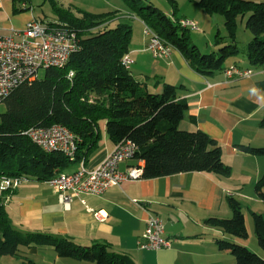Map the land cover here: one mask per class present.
I'll use <instances>...</instances> for the list:
<instances>
[{"label":"trees","instance_id":"obj_1","mask_svg":"<svg viewBox=\"0 0 264 264\" xmlns=\"http://www.w3.org/2000/svg\"><path fill=\"white\" fill-rule=\"evenodd\" d=\"M125 1L135 18L160 40L177 49L199 73L220 69L224 60L235 54L244 55L252 66L264 63V0H190L208 13L223 15L227 34L224 37L216 34L215 44L223 38L227 43L217 52L209 53H201L198 46L190 42L189 28L179 22L187 17H179L176 12L168 15L153 4L142 5L141 0ZM50 2L57 19L39 20L49 27L75 31L79 43L64 66L45 68L42 77L16 86L3 100L0 177L46 181L64 172L71 163L82 161L84 164L88 153L100 140L98 125L102 121L114 144L123 140L134 143L136 151L131 159L136 161L133 165L143 162L142 178L181 172L231 175V168L222 161V149L217 141L201 130L178 128L188 106L177 98L175 86L164 83L162 92H150L145 82L147 77L144 81L136 80L129 68L131 64L128 68L124 65L123 57L129 55L133 30L130 22L117 11H73L70 7L57 6L55 0ZM30 5V0H22V7L16 6L15 10L28 9ZM245 14H248L245 27L252 38L240 48L236 41V19ZM143 34L147 37L148 49L149 36L144 28ZM261 123L264 125V116ZM53 124L65 126L74 134L77 150L72 160L62 152L42 150L26 134L30 128ZM239 147L250 154L264 156V146ZM254 191L264 203V170L255 182ZM227 203L232 212L230 218L210 217L205 223L231 236L246 238L248 233L240 202L229 196ZM250 213L258 246L264 250V212ZM216 244L219 250L229 251L234 256V264H264L263 257L236 242L216 239ZM18 245H48L60 257L94 264H134L128 254L115 251L105 243L83 246L65 236L21 232L11 225L5 203L0 198V254H14Z\"/></svg>","mask_w":264,"mask_h":264},{"label":"crops","instance_id":"obj_2","mask_svg":"<svg viewBox=\"0 0 264 264\" xmlns=\"http://www.w3.org/2000/svg\"><path fill=\"white\" fill-rule=\"evenodd\" d=\"M21 2L0 0V35L23 30L32 17L40 19L32 4L31 8L16 11V6L22 7ZM132 20L136 21L128 51L132 75L138 81L147 77L145 82L150 92H162L164 83L175 86L177 98L188 106L178 128L184 131L198 129L217 141L222 149V161L231 168V175L181 172L127 180L101 194L73 197L68 207L45 181L30 179L22 182L5 204L10 223L21 232L65 236L83 246L105 243L115 251L128 254L134 264L214 263L210 259L211 253L217 252L216 239L236 243L241 240L208 225L206 219L230 218L229 196L250 212L262 210L258 205L262 201L256 196L254 185L264 170V156L250 154L239 146H264V125L261 123L264 116V63L252 66L244 55L235 54L230 55L232 59L223 63L220 69L202 74L194 70L177 49H173L168 57L155 58L146 48L147 37L143 34L141 21L135 17ZM207 22L210 32L217 25L219 33L216 34H220V20ZM210 32L206 37L212 41ZM244 34L243 39H238L236 34L240 48H244L252 36L245 30ZM202 35L205 36V32ZM238 57L242 59L237 61ZM231 64L249 68L251 73L227 78L223 70ZM98 126L100 140L83 160L89 168L98 165L115 145L106 134L105 122ZM78 163H71L65 171L78 168ZM135 163L133 159L124 160L118 169L125 171ZM137 163L143 164L142 161ZM150 215L163 220V237L169 240V247L159 250L138 247L137 242ZM0 264L94 263L60 257L48 245H18L14 254H0Z\"/></svg>","mask_w":264,"mask_h":264},{"label":"built area","instance_id":"obj_3","mask_svg":"<svg viewBox=\"0 0 264 264\" xmlns=\"http://www.w3.org/2000/svg\"><path fill=\"white\" fill-rule=\"evenodd\" d=\"M179 22L184 27L199 30L193 20L182 18ZM144 32L149 36L147 47L155 58H165L171 54L173 48L170 44L160 40L148 27L144 28ZM78 43L75 31L60 26L49 27L34 17L27 21L23 30L0 35V103L16 86L38 78L40 68L64 66L70 54L77 50ZM123 63L127 68L132 63L128 54L124 55ZM223 72L227 78L243 77L248 76L251 69L231 64ZM69 76H72V72ZM26 134L44 151H59L71 160L75 156V137L65 126L53 124L30 128ZM135 151L134 143L123 140L115 144L98 165L89 168L81 161L73 171L59 172L45 182L58 194L63 205L68 207L73 197L101 194L123 181L141 179L142 164L131 165L125 171L118 169L119 163L131 159ZM25 181L28 179L24 177L1 176L0 198L3 203L6 204L16 188ZM163 234V220L157 215L148 216L145 229L137 242L138 247L144 250L169 247L170 242Z\"/></svg>","mask_w":264,"mask_h":264},{"label":"rangeland","instance_id":"obj_4","mask_svg":"<svg viewBox=\"0 0 264 264\" xmlns=\"http://www.w3.org/2000/svg\"><path fill=\"white\" fill-rule=\"evenodd\" d=\"M57 3V6L67 9V7L71 8V10L76 11V9L84 10L87 12H94V13H102L106 11H117L120 15V17L124 18L126 21L130 22V24L133 26V32H134V23H136L135 20H132L135 16L132 15V8L125 0H55ZM259 1V0H256ZM31 4L34 7V10L36 14L40 17V19H43L45 22H51L57 19L56 13L53 10V6L51 5L50 0H31ZM142 5L147 4H153L160 8L163 11L172 13L176 12L175 15H186L189 19H192L198 27H200V30L194 31L192 29L188 30V35L190 42L192 44H197L200 48L201 53H209V52H217L219 47L223 44H226L227 42L224 40L221 41L219 44H215V34L219 33L217 25L214 26V29L212 32H210V29L207 27L208 22L210 19L220 20V34L219 36H226L227 30L224 25V18L223 15L220 13H208L197 5L195 2L190 0H141ZM63 5V6H62ZM248 14H245L242 18L239 16L236 19V28L235 32L239 37L238 39L244 38V30L246 32H250L245 27V20L247 18ZM141 21V20H140ZM142 29L147 27L142 21ZM205 30V31H204ZM132 32V33H133ZM205 32V36L202 35V33ZM213 37V40H208L206 37V34L208 33ZM134 34V33H133ZM132 34V35H133ZM252 38V36H251ZM214 41V43H212ZM232 59V56H228L224 60V64L227 63ZM242 58L238 57L236 60L240 61ZM240 64H243V61L240 62ZM131 66V65H130ZM43 68H40L37 72L38 77H42L44 74ZM132 73V69L130 70ZM3 109V104H0V111ZM259 206H262L259 210L260 212H264V203H258ZM242 211L245 214V225L247 228V237L246 238H240L241 243H237L240 245H243L247 247L250 251L257 253L261 257L264 258V250L261 249L258 246L254 224L252 221V216L250 211L247 210V208L242 205ZM237 238V237H236ZM213 250V248H212ZM211 261L214 263H211L210 261L208 264H234L235 259L234 256L229 252H220L217 248V252L211 253ZM94 263V262H93Z\"/></svg>","mask_w":264,"mask_h":264},{"label":"bare ground","instance_id":"obj_5","mask_svg":"<svg viewBox=\"0 0 264 264\" xmlns=\"http://www.w3.org/2000/svg\"><path fill=\"white\" fill-rule=\"evenodd\" d=\"M2 102H3V101H2ZM2 102H1V103H2ZM1 103H0V104H1Z\"/></svg>","mask_w":264,"mask_h":264}]
</instances>
